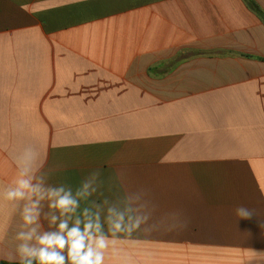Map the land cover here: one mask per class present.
<instances>
[{
    "label": "crops",
    "instance_id": "crops-1",
    "mask_svg": "<svg viewBox=\"0 0 264 264\" xmlns=\"http://www.w3.org/2000/svg\"><path fill=\"white\" fill-rule=\"evenodd\" d=\"M250 1L264 12V0H0V190L36 145L50 183L75 190L99 169L100 199L146 187L157 215L188 221L122 237L105 264H249L264 250V20ZM240 205L256 216L237 222ZM21 223L0 198V264L20 263Z\"/></svg>",
    "mask_w": 264,
    "mask_h": 264
},
{
    "label": "clouds",
    "instance_id": "clouds-1",
    "mask_svg": "<svg viewBox=\"0 0 264 264\" xmlns=\"http://www.w3.org/2000/svg\"><path fill=\"white\" fill-rule=\"evenodd\" d=\"M16 174L0 190V198L20 208L22 223L15 239L20 264H105L106 256H119L117 241L134 233L151 234L184 229L181 213L157 215L158 205L146 187L126 189L113 199L100 191V170H93L78 188L50 183L40 149L29 144L15 158ZM123 177L124 173H119ZM97 196V199H91ZM81 201L87 206L81 208ZM237 222L252 220L255 210L235 209ZM47 222V228L44 226ZM264 227V223H260ZM249 264H264V250L253 249ZM9 259L14 258L11 254ZM125 264H131L127 259Z\"/></svg>",
    "mask_w": 264,
    "mask_h": 264
},
{
    "label": "trees",
    "instance_id": "trees-1",
    "mask_svg": "<svg viewBox=\"0 0 264 264\" xmlns=\"http://www.w3.org/2000/svg\"><path fill=\"white\" fill-rule=\"evenodd\" d=\"M250 4L260 14V16L264 20V12H262L254 2L250 1ZM2 264H20V263H7V262H3Z\"/></svg>",
    "mask_w": 264,
    "mask_h": 264
}]
</instances>
